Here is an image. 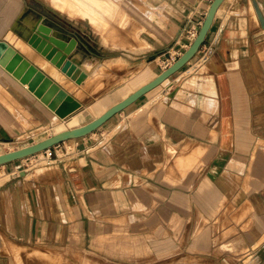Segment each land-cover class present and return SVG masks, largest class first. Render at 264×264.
<instances>
[{
	"label": "crops",
	"instance_id": "0c3cea01",
	"mask_svg": "<svg viewBox=\"0 0 264 264\" xmlns=\"http://www.w3.org/2000/svg\"><path fill=\"white\" fill-rule=\"evenodd\" d=\"M112 1L107 18L97 9L94 17L78 14L107 21L117 8ZM210 1L123 0L128 30L107 36L96 29L102 50L76 47L75 39L89 42V35L66 19L23 16L32 33L66 40L87 72L98 74L118 57L136 70L118 93L74 112L55 131L92 119L165 68L169 52L189 45L186 32L199 28ZM254 1L264 17V0H223L184 66L92 132L51 146L52 163L18 170L22 157L0 164V176L9 173L0 180V264H19L18 257L25 264H264V24ZM5 39L34 53L30 38L8 31ZM10 49L0 46V56L7 59ZM23 68L16 69L26 81L0 64L22 89L13 110L0 101V144L55 120L54 105H71L48 61L35 76ZM56 82L64 97L41 100L37 90ZM24 144L0 145V152ZM35 250L47 257L29 256Z\"/></svg>",
	"mask_w": 264,
	"mask_h": 264
},
{
	"label": "rangeland",
	"instance_id": "374dc122",
	"mask_svg": "<svg viewBox=\"0 0 264 264\" xmlns=\"http://www.w3.org/2000/svg\"><path fill=\"white\" fill-rule=\"evenodd\" d=\"M58 1V0H57ZM18 2V3H17ZM61 4H64L65 0H59ZM117 2V8L114 11V16L108 19L107 21H101L99 23L96 22H90L87 19L81 18L78 13L72 14V18H70L66 11L59 9L56 7L55 3L52 0H0V26L3 25L5 18L7 15H9L10 20L5 22L3 27L0 30V39L6 40L8 31H12L15 34H18L22 36L23 38L27 39L29 41V38L34 31V29L31 26L33 22H31V19H28V22H25V24H22L23 16L26 14L29 15H39L42 17V19H49L57 17L59 20H68L69 24H71L72 29L76 30H82L84 32H87L89 35V42L84 41L81 38L75 39V42L77 43L76 47H100L101 44L99 43V39L96 37V29L99 32H102L104 35H110L119 34L118 27H123L124 30H128V24H129V17L125 15L124 19L120 17V8L119 5L123 0H116ZM67 10V8H65ZM16 20L18 24L14 23L13 21ZM120 24V26H118ZM8 28V29H7ZM35 28V26H34ZM40 32L39 37H37L36 45L45 53H50L52 51L51 45H49V37L47 38L45 35H42L46 33V30H43V32ZM13 40V39H12ZM21 39L15 40L20 41ZM107 40L106 46H111L109 44V40ZM23 41V40H22ZM83 41V42H81ZM112 41V39H111ZM16 43V42H15ZM9 46L11 49L9 52H7L8 57L7 59L2 58L0 56V64L3 65L5 68L8 69L9 72L16 75V68H19L21 66H24L23 68L24 72L29 73L30 76L39 74L42 70L41 67H45V62H49L50 65H52L53 68L57 71L56 81H58L60 84H62L69 92H71V95L67 96L70 98L71 105L67 106L65 109L61 108V106H53V103H51V107L53 106L54 112L57 113V117L55 120L53 118H48L47 120H44L40 125L32 128V130H28L27 133L20 135L17 137L16 141L13 143L4 142L1 143V150L4 148H11L15 145H20L23 143H29L32 141H35L37 139H40L42 137H45L51 133H53L56 129L60 128V124L66 123L69 121V118L73 115L74 112H77L78 110L91 105L96 100L106 98V97H112L115 93H118V91L124 86L127 79H129L135 72L134 67H130L126 60L122 57H118L115 59V61H109L103 63L100 66V72L97 74L95 73L96 69H92L91 72H87L85 69H83L81 66H79L78 62L72 67L65 68V63L68 60V55L66 57H61L62 59L59 60L57 63H54L52 60H47L38 47H35L32 43H30L31 48L34 50V53L32 54H26L25 52H22L20 49H16L15 47H12L11 43H5L1 42L0 46L6 47ZM28 46V45H27ZM108 48V47H107ZM109 50V49H106ZM107 52V51H106ZM109 52V51H108ZM18 55L17 58L14 59V56ZM31 55V56H30ZM48 55V54H47ZM48 58V57H47ZM16 61V63L12 66L6 67V64L9 62L6 61ZM50 59V58H49ZM82 59H85V56L82 57ZM120 59V60H119ZM35 61H39V64L41 65V69L38 67V64L35 63ZM117 61V62H116ZM111 62V63H110ZM54 63V64H52ZM110 63V64H109ZM108 64V65H107ZM8 65V64H7ZM27 65V67H26ZM28 65L29 68H28ZM43 65V66H42ZM40 70H35V69ZM87 69H90L87 68ZM47 73L48 71L45 70ZM44 72V71H43ZM45 74V73H44ZM55 75V74H54ZM13 89V91L8 87V85ZM15 82V80L12 77H9L6 72L2 71L0 69V101L2 100L3 105L9 106L12 110L14 109V105L17 100L15 93L22 92V89L19 88ZM67 93V92H66ZM39 95V98L45 102H47L49 95H56V98L59 97L63 98L65 94V89L60 86L57 82L56 85L51 88V86L48 87V89L44 92H37ZM72 97V98H71ZM76 97L78 100L74 99ZM12 100L13 102H8ZM17 104V102H16ZM2 104L0 103V106ZM101 108L93 109L94 115L99 113ZM92 112V113H93ZM92 116V115H91ZM90 116V117H91ZM93 117V116H92ZM58 121V122H56ZM56 122V123H55ZM67 145L68 149H71L74 147L73 141L68 140L65 143ZM59 145L56 146V148L59 149ZM52 152L54 148H51ZM61 153V150H60ZM62 154V153H61ZM37 156H39L38 159H35ZM37 156H31L27 160H23L19 167L17 169H21L23 167L31 168L36 166H43L45 165V161L47 157L39 151V154ZM17 172V170H16ZM39 256V257H47L46 254L41 253L38 250H35L34 252L29 253V256ZM19 264H25L23 260H21L20 257Z\"/></svg>",
	"mask_w": 264,
	"mask_h": 264
},
{
	"label": "water",
	"instance_id": "95a60500",
	"mask_svg": "<svg viewBox=\"0 0 264 264\" xmlns=\"http://www.w3.org/2000/svg\"><path fill=\"white\" fill-rule=\"evenodd\" d=\"M223 0H211L208 6V9L205 13V17L202 20L198 31L196 35L193 37V39L190 41L189 45L177 56V58L172 61L170 64H168L165 68H163L160 72H158L155 76L144 82L143 84L139 85L132 91H130L128 94H126L124 97H122L120 100H117L116 102L109 105L107 108H105L101 113H99L97 116L93 117L92 119L69 128H64L61 130H58L56 132H53L39 140H35L32 142H29L27 144L5 150L0 152V164H4L7 162H10L15 159H19L28 155H31L33 153H36L38 151H41L47 147H50L56 143H59L63 140L69 139V138H76L83 135L88 134L89 132H92L95 130L98 126H100L103 122H105L108 118H110L113 114L116 112L124 109L126 106L134 102L136 99H138L141 95L145 94L152 88L159 85L161 82H163L167 77L178 71L182 66H184L198 51L200 45L205 39L206 33L210 27V24L213 20L214 14L220 5V3ZM254 4L256 6L257 14L262 21V24H264V17H262L261 11L259 7L257 6V2L254 1ZM35 45V44H34ZM18 55L15 54L14 59L17 58ZM49 57V56H48ZM13 61V60H11ZM53 61V60H52ZM8 64V65H7ZM6 67H12L13 64L7 63ZM36 70V69H35ZM16 75L22 79L27 80L29 78H23L19 76L18 72L19 70H15ZM29 74V73H28ZM29 77H31L29 75ZM25 80V81H26ZM55 83L51 84V88L55 86ZM39 92V90H37ZM69 96V95H67ZM68 98V97H66Z\"/></svg>",
	"mask_w": 264,
	"mask_h": 264
},
{
	"label": "bare ground",
	"instance_id": "6f19581e",
	"mask_svg": "<svg viewBox=\"0 0 264 264\" xmlns=\"http://www.w3.org/2000/svg\"><path fill=\"white\" fill-rule=\"evenodd\" d=\"M55 4H57L59 7H61L62 9L67 8L69 10V12H71L70 14H75V13H80V11L83 9L84 12H87L88 16H92L94 17L96 15V9L98 11H100V13L102 12L104 16V18L107 16H109L111 14V11L114 9L115 4L113 3L112 0H65L64 4H61L60 2H58L57 0H53ZM114 13V12H113ZM101 15V14H100ZM98 15V17L100 16ZM114 15V14H112ZM27 18V17H26ZM86 18V17H85ZM25 19V18H24ZM92 19V18H91ZM28 20V19H27ZM101 20V19H100ZM96 22V21H95ZM8 29V28H7ZM133 33V31H132ZM33 35H31L30 39H32L31 41H33V43L37 41V37L40 38L39 34L40 32L37 33H32ZM131 34V33H130ZM10 35V34H9ZM13 35V34H12ZM51 36V35H50ZM134 36V35H133ZM11 37V35H10ZM47 37V36H46ZM48 38V37H47ZM10 40H12V38H10ZM49 45H51L52 47V51L50 53H46L48 54L49 58L55 62L59 61L60 59H62L61 57L64 56V54H68L69 58H68V62L66 64V66L68 65V67H72L73 65H75L78 61V54L75 53L74 51L71 52V47L69 45V43L64 40V39H60V38H49ZM26 43L24 42V40L21 42L19 41V43ZM141 43V41H140ZM18 45V44H17ZM26 46V45H25ZM23 47V44H22ZM27 49V48H26ZM29 51H31L30 48H28ZM28 50L24 49V52H27ZM4 52V51H3ZM31 52H29L30 54ZM5 54V53H4ZM32 54V53H31ZM36 54V53H35ZM31 56V55H30ZM117 58V57H116ZM120 58V57H119ZM118 60V59H117ZM120 60V59H119ZM81 62V61H80ZM104 62V61H103ZM112 62V61H111ZM110 62V63H111ZM117 62V61H116ZM109 63V64H110ZM54 64V63H52ZM106 64V63H105ZM79 65V64H78ZM86 64L83 63V66H85ZM108 65V64H107ZM43 66V65H42ZM82 66V68H83ZM49 73V72H48ZM55 73H57L55 71ZM44 77H46V80H49L46 75H42ZM54 76V75H53ZM56 76V74H55ZM69 128V127H66ZM64 129V128H63ZM61 130V129H60ZM58 131V130H57ZM56 132V131H55ZM43 138V137H42ZM41 139V138H40ZM39 140V139H37ZM37 167V166H36ZM35 167V168H36ZM41 167V166H40ZM34 168V169H35ZM35 171V170H34ZM18 172V171H17ZM9 176V173H5L3 175L0 176V180L5 179L6 177Z\"/></svg>",
	"mask_w": 264,
	"mask_h": 264
},
{
	"label": "built area",
	"instance_id": "2783aa9c",
	"mask_svg": "<svg viewBox=\"0 0 264 264\" xmlns=\"http://www.w3.org/2000/svg\"><path fill=\"white\" fill-rule=\"evenodd\" d=\"M197 31H198V28L196 26L190 27L187 30L186 36H187V38H188L189 41H191V39H193V37L196 35ZM182 45L186 47L188 45V42L185 41V42H183ZM180 53H181V50H179V49L175 50L174 52H169L168 56L164 59V65L170 64L172 61H174L177 58V56ZM62 142H65V140H63ZM58 145H59V143H56V144H54L52 146H54V148H55ZM40 152H42L47 157V159L45 161V164H50V163L53 162L54 158L52 157L51 146L50 147H47V148H45L43 150H41ZM38 154H39V151L36 152V153H33L31 155L25 156L23 158H27L28 159L31 156H37ZM38 158H39V156H37L35 159H38ZM30 160H31V158H30Z\"/></svg>",
	"mask_w": 264,
	"mask_h": 264
}]
</instances>
